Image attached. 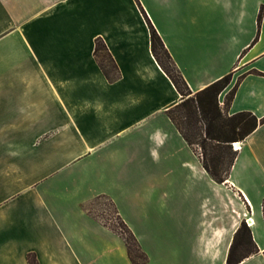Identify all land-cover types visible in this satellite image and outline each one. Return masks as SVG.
<instances>
[{"label": "crops", "instance_id": "obj_1", "mask_svg": "<svg viewBox=\"0 0 264 264\" xmlns=\"http://www.w3.org/2000/svg\"><path fill=\"white\" fill-rule=\"evenodd\" d=\"M262 5L0 0V264H29V254L37 264H132L122 238L81 207L98 195L113 201L144 264H225L247 218L258 251L237 264H264V122L240 141L227 179L214 181L167 115L181 95L151 52L141 12L192 92L231 72L219 105L241 76L228 114L260 119ZM96 38L117 66L113 81L94 56ZM72 165L78 181L64 179L77 185L64 206L48 207L42 180ZM38 166L54 168L31 179Z\"/></svg>", "mask_w": 264, "mask_h": 264}, {"label": "trees", "instance_id": "obj_2", "mask_svg": "<svg viewBox=\"0 0 264 264\" xmlns=\"http://www.w3.org/2000/svg\"><path fill=\"white\" fill-rule=\"evenodd\" d=\"M263 8L262 5L257 16L258 25ZM141 12L149 24L151 52L181 95V100L167 110V115L187 144L198 153L201 164L209 176L214 181L222 183L227 179L237 153L232 149V142L243 140L257 125L264 122V117L258 119L249 111L228 114L229 104L241 76L226 93L222 107L219 105L218 95L229 85L231 72L192 92L142 8ZM93 52L106 78L110 81L117 79L119 77L117 66L101 38L95 39ZM160 54L166 62H163ZM99 198H105L113 208L116 224L100 220L86 208V204ZM86 204L85 210L91 216L122 238L132 264H144L147 261L146 254L109 197L98 195ZM262 211L264 218V202ZM257 251L250 229L246 222L242 221L234 233L225 264H237ZM27 259L29 264H37L33 254H29Z\"/></svg>", "mask_w": 264, "mask_h": 264}, {"label": "rangeland", "instance_id": "obj_3", "mask_svg": "<svg viewBox=\"0 0 264 264\" xmlns=\"http://www.w3.org/2000/svg\"><path fill=\"white\" fill-rule=\"evenodd\" d=\"M163 62H166L162 54L159 55ZM233 149V148H232ZM198 151V148H197ZM54 167L48 166H38L37 171L34 175H32L31 179L36 177L45 175ZM77 171L78 166L72 165L68 167L59 168L54 174H51L49 177H46L42 180L41 186L39 187L41 192L44 194V199L46 201L47 206L53 207L56 205L55 200L61 201V206H64V201L67 199L69 192L71 191L70 188L77 185ZM34 176V177H33ZM73 176L77 180L74 183H67L64 178ZM63 182L62 184H58ZM160 201L165 203V208L171 209L169 203V197L160 198ZM86 204V203H85ZM85 204H81V207L85 209ZM194 206V205H193ZM181 213H188V209L190 207L189 201L181 200L180 202ZM86 208H89L91 213L95 215L102 221H107L112 224H116L115 213L113 212V208L109 204V202L105 198L95 199L88 204H86Z\"/></svg>", "mask_w": 264, "mask_h": 264}, {"label": "built area", "instance_id": "obj_4", "mask_svg": "<svg viewBox=\"0 0 264 264\" xmlns=\"http://www.w3.org/2000/svg\"><path fill=\"white\" fill-rule=\"evenodd\" d=\"M231 145H232V148H233L234 151H238V150L241 148L240 141L232 142ZM198 150H199V148H198ZM248 219H250V218H247V219L245 220V222H246V224L249 226V225L251 224L252 220L250 219V220L248 221Z\"/></svg>", "mask_w": 264, "mask_h": 264}]
</instances>
